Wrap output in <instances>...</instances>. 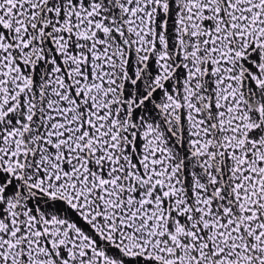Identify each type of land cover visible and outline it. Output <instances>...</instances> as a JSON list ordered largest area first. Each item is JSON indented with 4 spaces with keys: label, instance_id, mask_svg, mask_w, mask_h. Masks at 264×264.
Listing matches in <instances>:
<instances>
[{
    "label": "snow or ice",
    "instance_id": "6c2138e0",
    "mask_svg": "<svg viewBox=\"0 0 264 264\" xmlns=\"http://www.w3.org/2000/svg\"><path fill=\"white\" fill-rule=\"evenodd\" d=\"M0 264H264V0H0Z\"/></svg>",
    "mask_w": 264,
    "mask_h": 264
}]
</instances>
